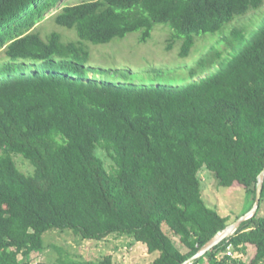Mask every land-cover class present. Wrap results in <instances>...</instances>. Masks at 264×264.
I'll use <instances>...</instances> for the list:
<instances>
[{
	"label": "trees",
	"instance_id": "16d2710c",
	"mask_svg": "<svg viewBox=\"0 0 264 264\" xmlns=\"http://www.w3.org/2000/svg\"><path fill=\"white\" fill-rule=\"evenodd\" d=\"M65 1L0 0V264H117L112 255L84 260L62 249L55 262L33 263L29 256L45 249L51 229L97 240L129 235L159 253L154 264H184L231 224L203 197L204 166L222 187L244 188L250 209L256 201L264 170V23L228 33L225 27L264 0H82L62 7ZM54 9V24L74 30L76 40L34 28ZM159 24L172 30L169 49L181 41L183 58L205 33L223 32L224 48L201 57L185 83L137 81L126 68L89 64V43L134 32L148 42ZM99 148L112 157L111 171ZM14 154L34 171L25 173ZM263 205L264 186L257 213L191 264H264Z\"/></svg>",
	"mask_w": 264,
	"mask_h": 264
},
{
	"label": "rangeland",
	"instance_id": "374dc122",
	"mask_svg": "<svg viewBox=\"0 0 264 264\" xmlns=\"http://www.w3.org/2000/svg\"><path fill=\"white\" fill-rule=\"evenodd\" d=\"M80 1L82 0H66L62 7L65 4ZM57 11L59 9H54V11L48 13L34 28H39L44 36L51 30L57 29L63 33L66 40H76L77 36L74 30L62 29L54 24L51 16ZM263 23L264 6L259 10L250 11L247 15L230 23L225 27V30L228 33L235 26H245L248 30H252L255 27L259 28ZM222 33L201 34L196 38V43L190 55L183 58L180 56L181 41L174 42L172 48L169 49L172 30L168 26L159 24L148 42H141V32H134L109 44L94 45L89 43L92 53L89 64L93 67L107 69L126 68L131 70L132 75L137 77V81L151 78L161 82L179 83L182 81L185 83L186 77L184 76L189 73L190 68L195 66L201 57L213 47L224 48L223 43L220 42ZM252 34L253 32H248L249 39ZM3 49L0 50V62L5 59ZM216 70L217 67L209 69L201 76H197L196 79L208 76ZM158 71H164V73L157 75ZM92 76L93 73L90 74V77ZM98 76L101 77V74H98ZM97 153L103 159L106 168L111 171L114 166L112 157L103 148H99ZM14 158L25 173L34 171V167L25 161L23 155L14 154ZM199 176L202 181V193L205 201L216 208L223 216H229L230 223L235 222L239 216H244L251 210L250 199L244 188L222 187L216 174L206 166L199 171ZM263 213L264 205L261 214ZM164 229L174 238L177 247L185 251L186 249L179 238L173 236L166 226ZM44 243L45 249L43 251L33 252L29 256L33 263L41 261L55 262L61 255L58 249L64 250L65 253L74 258L84 260H102L105 256L112 255L117 264H154V259L159 254L158 252L149 253L144 244L129 235L112 234L101 240L85 239L70 229H51L47 231L44 233ZM254 250V246H250L251 254ZM222 256L223 254L219 257ZM19 258L27 259L22 253ZM249 258L250 256H248Z\"/></svg>",
	"mask_w": 264,
	"mask_h": 264
},
{
	"label": "water",
	"instance_id": "95a60500",
	"mask_svg": "<svg viewBox=\"0 0 264 264\" xmlns=\"http://www.w3.org/2000/svg\"><path fill=\"white\" fill-rule=\"evenodd\" d=\"M264 186V170L259 176L258 185H257V192H256V201L252 209L244 216L239 217L235 222L228 225V227L217 234L212 240H210L203 248L199 250L197 254H195L193 257L188 259L184 264H191L194 260L201 258L203 255H205L209 250L217 246L219 243H221L224 239L228 238L229 236L233 235L235 231L238 229L239 225L253 217L260 206L261 197H262V191Z\"/></svg>",
	"mask_w": 264,
	"mask_h": 264
},
{
	"label": "built area",
	"instance_id": "2783aa9c",
	"mask_svg": "<svg viewBox=\"0 0 264 264\" xmlns=\"http://www.w3.org/2000/svg\"><path fill=\"white\" fill-rule=\"evenodd\" d=\"M229 254H232V252H231V247H229V252H228Z\"/></svg>",
	"mask_w": 264,
	"mask_h": 264
}]
</instances>
